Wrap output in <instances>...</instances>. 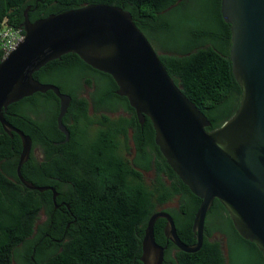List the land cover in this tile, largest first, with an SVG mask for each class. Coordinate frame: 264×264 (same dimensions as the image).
Returning <instances> with one entry per match:
<instances>
[{"label":"trees","instance_id":"16d2710c","mask_svg":"<svg viewBox=\"0 0 264 264\" xmlns=\"http://www.w3.org/2000/svg\"><path fill=\"white\" fill-rule=\"evenodd\" d=\"M188 1L0 0V24L6 19L22 29L25 13L33 22L88 4L122 7L161 51L159 59L168 74L207 117L206 129L212 130L236 111L242 92L229 58L231 28L223 19L221 0H198L202 13L192 11ZM33 77L70 96L62 117L69 139L64 140L57 126L60 100L51 90L12 102L2 113L31 138L29 157L21 167L24 179L53 187L56 203L64 204L54 210L52 190H32L21 183L16 174L20 137L8 134L0 124V264H143L144 228L160 209L173 217L184 243H195L192 223L201 199L166 162L150 119L145 116L141 127L127 98L116 93L111 75L66 53ZM85 85L90 89L87 96ZM38 142L45 152L41 160L34 154ZM132 148L134 156L126 157ZM150 170L153 177L147 182L143 172ZM173 201L176 206H165ZM41 210L47 219L35 233ZM164 226V218L154 224L156 242L166 247L162 264H264L261 250L237 232L216 198L207 212L198 251L184 252L166 242ZM215 233L225 238L226 256L220 242L211 240ZM244 253L249 257L242 259Z\"/></svg>","mask_w":264,"mask_h":264},{"label":"water","instance_id":"95a60500","mask_svg":"<svg viewBox=\"0 0 264 264\" xmlns=\"http://www.w3.org/2000/svg\"><path fill=\"white\" fill-rule=\"evenodd\" d=\"M221 12L230 23L229 58L242 92L236 111L212 130L206 129L210 121L175 84L131 14L119 6L88 4L33 22L25 13L23 39L0 60V124L21 140L17 177L28 189L52 190L54 202L53 187L34 185L22 176L31 138L2 113L12 102L51 90L60 100L57 126L69 139L62 117L71 98L56 85L36 80L35 71L63 54L75 53L111 75L116 93L127 98L140 123L145 116L150 119L161 154L201 201L192 223L193 244L179 238L167 211L157 210L148 218L141 245L143 264L164 260L166 247L154 237L158 218L165 219L167 241L184 252L198 251L215 198L224 205L237 232L254 242L264 256V0H221Z\"/></svg>","mask_w":264,"mask_h":264},{"label":"built area","instance_id":"2783aa9c","mask_svg":"<svg viewBox=\"0 0 264 264\" xmlns=\"http://www.w3.org/2000/svg\"><path fill=\"white\" fill-rule=\"evenodd\" d=\"M24 33L21 27L13 26L4 19L0 24V53L1 60L12 51L23 39Z\"/></svg>","mask_w":264,"mask_h":264},{"label":"rangeland","instance_id":"374dc122","mask_svg":"<svg viewBox=\"0 0 264 264\" xmlns=\"http://www.w3.org/2000/svg\"><path fill=\"white\" fill-rule=\"evenodd\" d=\"M199 1H200V0H199ZM187 5H188L189 7H192V11H194V12H196V13H202V12H204V6H201V4L198 2V0H189L188 3H187ZM185 13H186V11L183 10V11H181L180 15H182V17H183V15H184ZM182 31H183V28H182ZM175 33L177 34V32H175ZM168 36L170 37V35H168ZM162 39H163L164 41H167L163 36H162ZM160 52H161V51L158 50V53H160ZM88 90H89V89H85V90H84L83 94H84L85 96H87V94H88L87 92L90 91V90H89V91H88ZM131 153H132V149H130V151L127 152L126 157H131ZM34 154H35L36 156L39 155V153H38L37 151L34 152ZM151 176H152V173L144 174V178H145V180H146L147 182H149V181L151 180ZM165 206H166V207H167V206L174 207V206H176V203H175V201H173V202H170V203L166 204ZM42 221H43V216L41 215V216L38 218L37 223H41ZM211 240H217V241L220 242L222 252H223L224 256H226V255H227V249H226V244H225V238H224L222 235H220V234H218V233H215V234L212 235ZM245 256H246V258L249 257L247 254L244 253V254L242 255V259L245 258ZM11 264H19V263L16 262V261H14V262H12Z\"/></svg>","mask_w":264,"mask_h":264},{"label":"flooded vegetation","instance_id":"af4514ba","mask_svg":"<svg viewBox=\"0 0 264 264\" xmlns=\"http://www.w3.org/2000/svg\"><path fill=\"white\" fill-rule=\"evenodd\" d=\"M85 89H89L88 87H86V85H85ZM90 90V89H89ZM88 90V91H89ZM88 93V92H87ZM118 112H123L122 110H119ZM123 113H126V112H123ZM110 116L111 117H113L114 115H113V113L112 114H110ZM145 118V117H144ZM143 118V120H142V123L140 124L141 125V127L144 125V122H145V119ZM132 129L131 128H129L128 129V134H129V136H131L132 135ZM65 140V139H64ZM61 142H63V140H61ZM57 143H59V142H57V141H55L54 142V144H57ZM132 146H133V144H132ZM38 152L39 153V155H38V158H39V160H41V159H43L44 157H45V152H44V149H43V146H42V143L41 142H38L37 144H36V146H35V148H34V152ZM132 156H134V149L132 148V154H131V157H129V158H132ZM148 173H152V176H151V179H152V177H153V172L150 170V171H144L143 172V175L144 174H148ZM52 199H53V197H52ZM53 203H54V210H56V209H58V208H60L63 204H64V202L63 201H61L60 203H56V201L54 202L53 201ZM43 216V221L41 222V223H37V221H36V225H35V229H34V232L36 233L37 232V230H38V226L39 225H41V224H43L45 221H46V219H47V215L45 214V212H44V210H41L40 212H39V216H38V218L40 217V216ZM38 220V219H37ZM166 242H168L167 241V239H166Z\"/></svg>","mask_w":264,"mask_h":264}]
</instances>
